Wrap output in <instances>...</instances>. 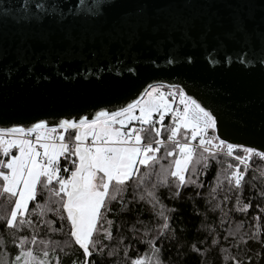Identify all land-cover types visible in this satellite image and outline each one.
Returning a JSON list of instances; mask_svg holds the SVG:
<instances>
[{
  "label": "snow or ice",
  "instance_id": "snow-or-ice-1",
  "mask_svg": "<svg viewBox=\"0 0 264 264\" xmlns=\"http://www.w3.org/2000/svg\"><path fill=\"white\" fill-rule=\"evenodd\" d=\"M76 7L84 8L85 0H81V4L76 6L72 5L70 0H57L52 4L38 0L34 4V8L38 10L35 12L32 11V5L28 0H25L23 6L25 15L22 19L37 22L52 19L62 22L69 16L76 17ZM191 7L189 0H140L133 12L147 21L154 30L180 27L185 34L191 35L193 29L198 26L197 20L189 12ZM206 7L207 15L212 16L216 7L214 0H206ZM122 8L123 0H94V4L88 6L87 11L91 18H100L109 9ZM260 9L261 19L264 20V0H260ZM249 12L252 16L257 14L256 0H252L248 11L233 15L232 26L220 44L224 49L221 61H215L213 57L214 62L241 66L254 65L264 69V45L256 48L251 41ZM126 14V11L121 13L122 16ZM42 39L50 41L51 38L44 36ZM63 39L74 42L76 37L66 34ZM89 39L95 42L97 37H84L80 43L86 46ZM260 39L264 41V31L260 32ZM230 42L238 43L239 47L229 49ZM0 55L6 56L7 53L0 51ZM90 55L108 57L113 56L114 53L109 45H104L99 51L90 50ZM117 62L127 71H132L118 57ZM56 63L59 64L60 61ZM103 67L106 69L107 65ZM6 71L7 75L12 77L17 68H7ZM29 72L34 73L35 67H30ZM93 75L98 81L103 80L102 74L97 75L94 72ZM38 78L48 77L41 75ZM149 87L150 90H145L139 98L119 107L106 106L111 102L101 101L90 104L89 108L98 110L85 109L87 115L48 113L46 115L57 118H36L35 122L28 125L0 127V151L5 156H9L12 149H16L18 153L11 155L6 163L0 162V195H6L12 202L10 211L0 215V228L4 233L13 234L14 245L17 243L15 234L19 230L25 228L32 230L30 236L18 237L20 250L13 264H62V261H66L67 264H96L98 258L100 264H103V258H106L103 257V253L109 245L102 244L99 237L103 234L104 239L108 241L116 239L110 231L114 221L108 219V215L116 214L122 219L123 216L130 215L134 211L131 202L124 203L123 192L130 186L134 191L139 187L141 181L138 174L141 166L150 167L157 162V154L161 151V146L165 145V141L160 137L162 130L165 129L163 121L168 114L172 115L173 123L166 129L167 141H171L173 147L166 155L174 159L170 171L161 169L160 183L168 186L174 199H179L180 193L172 190L168 177L174 178L173 182L177 188L189 183L194 184L195 181L187 177L186 173L190 166L191 171L195 173V165L201 160L205 161L207 167L209 156L215 159L223 155L238 162L235 165L228 164V168L234 170L226 177L229 184L234 183L238 190L246 182L250 162H253L254 158L264 161V151L257 147L245 146L221 138L219 114L202 106L193 95L187 94L186 85L181 87L179 84H171L168 86L171 90L167 92L161 90L164 87L162 84ZM175 97L179 98V107H174L175 101L170 99ZM249 103H258L264 117V80L259 84L258 95ZM156 115L159 116L158 121L154 118ZM182 130L183 140L179 139ZM66 133H74L73 138L67 140ZM152 135L157 139L153 141ZM194 141H198V144H194ZM237 151L242 152L243 155H236ZM198 152L199 158L194 162V156ZM61 158L65 161V165H71L70 174L68 167L62 169ZM62 170L66 175H61ZM52 185L56 187H51ZM38 186L48 191L50 199L55 196L57 198L55 203L59 207L53 209L47 205L37 204L32 211L36 212L39 209L40 217H43L46 211H56L60 214L61 225L67 223V232H64L63 227L52 228L51 223L46 220L39 219L34 222L31 219L29 204L37 199ZM153 187L155 189L156 186ZM147 196L150 198L153 210H157L159 205L157 213L163 220L159 225L160 229L168 230L170 225L165 215L166 206L160 202L155 190L148 192ZM259 196L264 199V191H261ZM117 199L120 200V204L114 212L111 205ZM136 199L137 197L133 195V201ZM139 199L143 200L144 196ZM237 203H240L239 198ZM252 207L249 201L244 203L239 211L244 212ZM121 208L125 211L120 212ZM42 224L49 232L63 233L66 237L64 243L61 245L59 242L53 243L51 240L41 239L38 230ZM157 236L163 239L160 231L157 232ZM248 239L264 250V237L249 234ZM5 242L3 235H0V244ZM50 248H59L61 252L66 251L67 254L61 256L56 253L53 256L49 251ZM160 252L158 248L154 250V264H162ZM106 255L116 256V249L107 251ZM128 264H153V260L137 256L135 259H130ZM233 264H247V262L237 257L233 260Z\"/></svg>",
  "mask_w": 264,
  "mask_h": 264
},
{
  "label": "water",
  "instance_id": "water-1",
  "mask_svg": "<svg viewBox=\"0 0 264 264\" xmlns=\"http://www.w3.org/2000/svg\"><path fill=\"white\" fill-rule=\"evenodd\" d=\"M28 2L32 11H38L34 8L38 0ZM70 2L81 4V0ZM139 2L123 0L122 9H109L100 18H91L87 8L94 0H85L84 8H75V18L37 22L22 19L25 0H0V51L7 53L0 55V127L57 118L48 113L87 115L85 109L98 110L89 108L92 103L110 101L106 106L119 107L139 98L151 85L179 84L186 85V93L202 106L219 114L221 138L264 151V117L258 103H249L258 95L264 69L213 60L221 61L224 49L220 44L232 26L233 15L248 11L252 0H214L212 16L207 15L206 0H189V12L198 22L191 35L180 27L154 30L134 14ZM124 11L127 14L122 16ZM260 11V0H256L257 14L249 12L251 41L256 48L264 45ZM66 34L76 40L63 39ZM44 36L50 41L42 39ZM93 36L95 42L80 43ZM104 45L111 47L113 56L90 55V50L99 51ZM238 47L236 42L228 44L229 49ZM117 57L132 71L121 67ZM32 66L35 72L30 74ZM13 67L17 71L9 77L6 70ZM94 72L102 74L103 80L98 81ZM41 75L48 78L39 79Z\"/></svg>",
  "mask_w": 264,
  "mask_h": 264
},
{
  "label": "trees",
  "instance_id": "trees-1",
  "mask_svg": "<svg viewBox=\"0 0 264 264\" xmlns=\"http://www.w3.org/2000/svg\"><path fill=\"white\" fill-rule=\"evenodd\" d=\"M164 132L162 138L168 135L167 130ZM153 137L155 138L154 135L151 136ZM172 147L171 142L162 145L161 151L157 154V162L150 167L141 166L138 174L141 181L139 187L134 191L130 186L123 192L124 203L131 202L134 211L122 219L116 214L108 215V219L114 221L110 231L116 239L108 241L104 239L103 234L99 237L102 244L109 245L103 253V257H106L103 258V264H128L130 259L137 256L151 259L154 264V250L157 248L161 250L159 255L162 264H233L237 257L247 264H264V250L248 239L249 234L264 237V199L259 196V193L264 191V161L254 158V161L250 162L246 182L238 190L234 183L230 185L226 179L234 170L229 169L228 164L235 165L238 162L223 155L215 159L209 156L207 167L205 161L201 160L195 165V173L191 171V166L186 173L187 177L195 181L194 184L189 183L177 188L173 182L174 178L168 177L172 190L180 193L179 199H174L168 186L160 183L161 169L171 170L170 165L174 157H168L166 153L171 151ZM235 154L243 155L240 151ZM197 158L199 152L194 156V162ZM153 186H156L155 189ZM153 190L160 202L166 206L165 215L170 225L168 230L160 229L159 225L163 220L157 213L159 205L157 210H153L147 196V193ZM133 195L137 197L135 201ZM141 196H144L143 200L139 199ZM56 200L55 196L50 199L48 191L38 186L37 199L29 204L31 219L34 222L39 219L46 220L51 223L52 228L63 227L64 232H67V223L61 225L60 214L56 211H46L43 217L39 216V209L36 212L32 211L37 204L56 209L59 207L55 203ZM249 201L253 207L244 212L239 211V208ZM119 204V199L112 203L114 212ZM11 207V200L6 195H0V215L10 211ZM124 211L123 208L120 209V212ZM38 231L41 239L51 240L53 243L59 242L62 245L66 240L63 233L49 232L43 224ZM158 231L163 239L157 236ZM31 232L32 230L27 228L19 230L15 234L17 238L15 245L12 243V233H4L3 230L0 232L6 241L0 244V264H13L20 250L18 237L30 236ZM113 248L116 249L117 255L107 257V251ZM49 251L53 256L56 253L61 256L67 254L66 251L61 252L59 248H50ZM62 264L67 262L62 261ZM96 264H100L99 258Z\"/></svg>",
  "mask_w": 264,
  "mask_h": 264
},
{
  "label": "built area",
  "instance_id": "built-area-1",
  "mask_svg": "<svg viewBox=\"0 0 264 264\" xmlns=\"http://www.w3.org/2000/svg\"><path fill=\"white\" fill-rule=\"evenodd\" d=\"M164 88H165V90H166V92L167 91H169V90H171L168 86L166 87V86H164ZM171 99H174V101H175V103H174V107H179V98L178 97H175V98H171ZM154 118L158 121L159 120V116L158 115H156V116H154ZM172 115L171 114H168V115H166L165 116V119H164V121H163V124H164V126H165V129L164 130H162L163 131V135L165 134V130L168 128V127H170V126H172ZM157 126H159V125H157ZM66 135V134H65ZM182 135H183V130H182V133H181V135H180V137H179V139H181V140H183V138H182ZM67 136V135H66ZM161 139H163L164 141H165V143H169V142H171V141H167V137H165V138H162V137H160ZM153 141L155 140V139H157L156 137L154 138H151ZM67 140H71V139H67ZM172 143V142H171ZM194 144H198V141H194L193 142ZM155 145V144H154ZM14 149H12V150H10V152L11 151H13ZM60 164H61V166H62V169H63V167H68L69 168V173L68 174H70V170H71V165L70 164H67V165H65V161L63 160V158H61V160H60ZM61 175H66V173H64L63 172V170H62V172H61Z\"/></svg>",
  "mask_w": 264,
  "mask_h": 264
},
{
  "label": "rangeland",
  "instance_id": "rangeland-1",
  "mask_svg": "<svg viewBox=\"0 0 264 264\" xmlns=\"http://www.w3.org/2000/svg\"><path fill=\"white\" fill-rule=\"evenodd\" d=\"M167 87V86H166ZM150 90V89H149ZM162 91H165L166 92V90H165V88L163 87L162 89H161ZM170 91V90H169ZM171 99V98H170ZM136 126L137 127H139V125L138 124H136ZM66 139H72L73 138V136H74V133H66ZM167 137V136H166ZM153 146H155V145H153ZM16 154H18L16 151H11L10 153H9V156H5L4 154H3V152L1 151V161L0 162H5L6 163V161L8 160V159H10L11 158V155H16ZM3 229L2 228H0V232L2 231Z\"/></svg>",
  "mask_w": 264,
  "mask_h": 264
},
{
  "label": "crops",
  "instance_id": "crops-1",
  "mask_svg": "<svg viewBox=\"0 0 264 264\" xmlns=\"http://www.w3.org/2000/svg\"><path fill=\"white\" fill-rule=\"evenodd\" d=\"M13 151H16V152H17V150H16V149H14Z\"/></svg>",
  "mask_w": 264,
  "mask_h": 264
}]
</instances>
